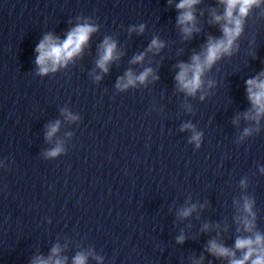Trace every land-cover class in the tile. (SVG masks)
I'll list each match as a JSON object with an SVG mask.
<instances>
[{
	"label": "clouds",
	"instance_id": "9594fccd",
	"mask_svg": "<svg viewBox=\"0 0 264 264\" xmlns=\"http://www.w3.org/2000/svg\"><path fill=\"white\" fill-rule=\"evenodd\" d=\"M199 0H181L176 5L178 10H184L177 18V23L182 27V32L186 37H190L194 31H198L194 26V15L191 11L192 6L197 4ZM260 0H221V3L225 4V12L223 19L226 23L222 26L223 36L220 39H209L205 50L202 54L193 55L191 57V63H180L178 65L180 71L176 75L175 79L178 82L180 89L186 92L188 95H195L196 92L202 86V74L205 69L211 68V66L224 54H231V48L234 40L240 35L242 31V20L234 15L238 13L240 17L246 16L248 10L253 5H258ZM216 21L219 22L222 17L216 16ZM191 25V26H189ZM97 31L96 27L91 24L84 23L77 25L70 30L66 39L63 41L59 38H54L52 35H46L36 47L38 53L36 57V65L39 69L40 75H46L49 72H55L58 67L65 66L69 60L79 54L84 45L87 44L90 35ZM140 31H143V25L140 27ZM103 51L100 59L97 61V66L104 72L108 71L107 64L115 59L114 56L116 50L115 42H112L109 38H105L102 45ZM163 47L162 42L158 39H153L149 45V51L152 49L159 50ZM143 54L136 56L133 63L143 60ZM152 73V70L145 69L139 76H134L131 71L126 73L127 80L124 82V78H121L118 83V88H127L130 85L134 86L137 81L143 83L146 78ZM158 79L159 77H155ZM99 79V77H97ZM248 99L253 105L256 115L245 114V118L259 120L260 116L264 114V72H261L257 77L246 81ZM59 122L56 125L51 126L48 132L50 138L58 129ZM191 129L193 135L191 141L200 146L201 136L200 132L195 131L194 125L191 123L184 124L182 131ZM249 130L245 129L244 135H248ZM61 151L60 148H56L52 152L48 153L49 156H56ZM244 182L242 181V184ZM195 205L192 208H187L182 211L181 215L187 217L194 210ZM244 209L248 212L251 210V202L245 199ZM246 229L252 230V225L247 220L245 221ZM179 243H183V237L178 238ZM237 250L243 251V257L241 259H235V252L217 244L214 240L209 242L208 251L216 256L230 257V264H247L251 260V264H264V237H261L259 233L256 234L255 239L252 238H238L235 243ZM59 249L54 248L53 253H57ZM255 256L254 259L252 257ZM34 264H50V260L39 259ZM54 264H64L60 259L55 260ZM74 264H85V257L83 255H77L74 259Z\"/></svg>",
	"mask_w": 264,
	"mask_h": 264
}]
</instances>
